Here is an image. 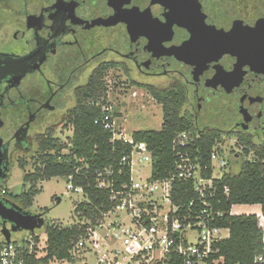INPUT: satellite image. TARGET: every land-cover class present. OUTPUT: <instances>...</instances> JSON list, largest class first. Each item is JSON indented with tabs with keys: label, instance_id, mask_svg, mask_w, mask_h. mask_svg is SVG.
Here are the masks:
<instances>
[{
	"label": "flooded vegetation",
	"instance_id": "af4514ba",
	"mask_svg": "<svg viewBox=\"0 0 264 264\" xmlns=\"http://www.w3.org/2000/svg\"><path fill=\"white\" fill-rule=\"evenodd\" d=\"M101 69L183 93L199 129L264 142V0H0L4 205L27 212L5 187L12 153L53 135L52 119L69 126L78 90Z\"/></svg>",
	"mask_w": 264,
	"mask_h": 264
},
{
	"label": "built area",
	"instance_id": "2783aa9c",
	"mask_svg": "<svg viewBox=\"0 0 264 264\" xmlns=\"http://www.w3.org/2000/svg\"><path fill=\"white\" fill-rule=\"evenodd\" d=\"M101 109L105 113L101 124L111 135L110 143L126 146L127 152L119 164L128 168V181L119 180L121 168L108 167L95 173V188L107 193L108 206L101 205L104 209L96 221L86 217L80 220L85 229L70 251L71 258L77 264H209L211 256L218 253L213 245L229 235L228 229L216 226V221L226 214L220 209L222 201L218 196L229 194V188L220 183L242 155L243 146L241 152L233 155L225 149L227 139L223 136L221 141H215L205 162L198 146L200 134L179 133L171 144L172 169L163 178H154L148 145L136 142L124 129L120 130L107 104ZM252 159L249 154L247 160ZM80 173L81 169H77L74 175L66 177V192L80 195L78 204L88 202L83 187L73 182ZM189 191L193 194L190 198ZM234 207L230 208L231 216L261 218L263 249L253 264H264L261 206L260 214H236L232 212ZM36 238L34 232H28L19 242L2 240L0 264H28L30 257L42 258L45 243L41 245ZM221 260L212 259L211 264H219ZM48 264L73 263L54 260Z\"/></svg>",
	"mask_w": 264,
	"mask_h": 264
},
{
	"label": "trees",
	"instance_id": "16d2710c",
	"mask_svg": "<svg viewBox=\"0 0 264 264\" xmlns=\"http://www.w3.org/2000/svg\"><path fill=\"white\" fill-rule=\"evenodd\" d=\"M106 71H95L88 82L78 90L76 106L68 116L67 122L72 128V136L67 142H61L50 133L36 137L35 170L23 176V187L27 185L28 189L23 190L14 199L20 201L26 209L39 193L36 184L54 177L66 178L74 175L75 170L81 169V173L74 176L73 182L83 187L88 202L76 204L74 215L77 223L69 226L60 223L46 225L44 221V255L40 259L30 257L28 264H48L54 260H67L77 264L78 261L71 258L70 251L85 229L79 224L80 220L86 217L96 221L104 209L101 205L108 206L107 193L95 188V173L108 167L116 170L121 168L123 174L119 180L128 181V168L119 164L121 157L127 152L126 146L119 142L110 143L111 135L101 124L105 116L101 107L106 104ZM133 84L148 91L153 100L161 106L162 123L159 130H141L131 134L136 142L148 145L153 157V177L163 178L172 169L174 155L171 144L174 137L182 132L200 134V156L207 162L210 149L215 141H221L224 133L196 127L184 115L183 93L159 91L142 84ZM110 115L117 117L116 113ZM240 141L243 144V153L237 160L238 168L231 169L220 183V186L229 188V194L227 197L221 194L218 196L222 201L220 209L226 214L216 221V226L228 229L229 235L213 245V249L218 253L211 256L209 264L212 259L218 258L222 259L219 264H253L254 259L262 253L261 218L229 215L231 206L253 205H260L264 215V142L255 145L245 139ZM249 154H252V161L247 160ZM20 167L23 168L24 164L20 163ZM187 195L189 198L193 196L190 191Z\"/></svg>",
	"mask_w": 264,
	"mask_h": 264
},
{
	"label": "rangeland",
	"instance_id": "374dc122",
	"mask_svg": "<svg viewBox=\"0 0 264 264\" xmlns=\"http://www.w3.org/2000/svg\"><path fill=\"white\" fill-rule=\"evenodd\" d=\"M108 86L106 93V104L110 110L117 114L115 118L120 130H125L126 135H131L133 132L141 130H159L162 123L161 106L157 104L147 91L133 83L142 84L139 79H131L118 70L108 71L104 77ZM133 82V83H132ZM59 120V119H58ZM58 120H51L49 122L53 125V136L61 142H67L72 136L71 126L66 123L57 124ZM39 128H34L31 132L32 135L37 133ZM227 139L225 149L233 155L241 152L240 146L237 145L235 138L225 135ZM33 151L30 154L25 153H12V166L9 178L6 181V188L13 196H18L23 190H27L28 186L23 187V176L31 174L35 170L36 160V145L32 141ZM243 146V145H241ZM238 158V159H237ZM236 161L232 164V170H237L238 162L241 157H237ZM17 160L25 162V168L22 170L18 167ZM67 180L64 177H54L50 180L36 184V189L39 193L34 197L32 204L27 207L26 211L33 215H42L45 224L50 225L53 223H60L63 226L74 224L76 216L74 215V208L78 202L81 201L80 195L70 194L66 192ZM60 198V204H55V199ZM259 205H254L251 208H244L243 206H235L232 212L237 213H255L260 214ZM241 215V214H240ZM34 234L38 236L41 245L46 241L44 226L36 229ZM28 235L26 231H18L12 233L10 240L21 241ZM227 237L228 233L224 231ZM1 240V239H0ZM204 264V263H199Z\"/></svg>",
	"mask_w": 264,
	"mask_h": 264
},
{
	"label": "water",
	"instance_id": "95a60500",
	"mask_svg": "<svg viewBox=\"0 0 264 264\" xmlns=\"http://www.w3.org/2000/svg\"><path fill=\"white\" fill-rule=\"evenodd\" d=\"M12 66H16L15 64ZM2 126V122L0 120V127ZM6 157L1 149L0 144V179L4 178L2 176V171L7 170V164L2 168V163H5ZM60 198L55 199V204H60ZM0 219L2 222V229L0 231L2 237L4 238L6 243H10V236L12 233L18 231H27L33 233L36 229H40L44 226V219L42 215H32L29 212L22 211L16 207H7L0 200ZM8 222L11 224L10 228L5 226V223Z\"/></svg>",
	"mask_w": 264,
	"mask_h": 264
},
{
	"label": "crops",
	"instance_id": "0c3cea01",
	"mask_svg": "<svg viewBox=\"0 0 264 264\" xmlns=\"http://www.w3.org/2000/svg\"><path fill=\"white\" fill-rule=\"evenodd\" d=\"M244 208H246L245 206H243Z\"/></svg>",
	"mask_w": 264,
	"mask_h": 264
}]
</instances>
